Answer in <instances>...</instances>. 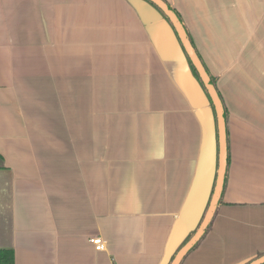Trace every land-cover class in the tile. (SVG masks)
I'll return each mask as SVG.
<instances>
[{
	"label": "crops",
	"instance_id": "0c3cea01",
	"mask_svg": "<svg viewBox=\"0 0 264 264\" xmlns=\"http://www.w3.org/2000/svg\"><path fill=\"white\" fill-rule=\"evenodd\" d=\"M164 1L228 113L221 204L181 264H245L264 254V0ZM217 152L211 102L142 0H0V249L14 264H168L203 217Z\"/></svg>",
	"mask_w": 264,
	"mask_h": 264
},
{
	"label": "water",
	"instance_id": "95a60500",
	"mask_svg": "<svg viewBox=\"0 0 264 264\" xmlns=\"http://www.w3.org/2000/svg\"><path fill=\"white\" fill-rule=\"evenodd\" d=\"M147 4L161 19H164L173 29L176 38L186 56L187 60L195 69L206 93L214 109L217 130V168L214 186L210 195L208 205L205 209L203 217L193 232L191 238L181 246L173 255L168 264H181L189 252L194 249L198 242L205 235L207 228L211 225L216 210L219 205V200L222 195L226 171H227V156H228V143L226 122L224 119V108L222 100L216 90V87L210 83V76L206 71L196 49L192 45L187 32L168 4L164 0H142ZM248 264H264V254L253 259Z\"/></svg>",
	"mask_w": 264,
	"mask_h": 264
},
{
	"label": "trees",
	"instance_id": "16d2710c",
	"mask_svg": "<svg viewBox=\"0 0 264 264\" xmlns=\"http://www.w3.org/2000/svg\"><path fill=\"white\" fill-rule=\"evenodd\" d=\"M168 7L172 10V11H174V13L177 15V17L179 18V20L181 21V23L183 24V22H182V20H181V18H180V16H179V14L177 13V11L174 9V8H172L171 6H169L168 5ZM183 26H184V24H183ZM184 28H185V26H184ZM186 30V29H185ZM186 32H187V30H186ZM187 35H188V37H189V39H190V41H191V43H192V40H191V38H190V36H189V34H188V32H187ZM192 45H193V43H192ZM189 62V61H188ZM189 64H190V67H191V70H192V73H193V75L196 77V79L198 80V82L200 83V85L202 86V88H203V90H204V92L206 93V91H205V89H204V87H203V85H202V83H201V81H200V79H199V77H198V75H197V73H196V71H195V69L193 68V66L191 65V63L189 62ZM207 71V70H206ZM208 72V71H207ZM209 74V73H208ZM209 76H210V74H209ZM210 83L212 84V85H214L215 86V79L212 77V76H210ZM206 95H207V93H206ZM219 97H220V95H219ZM220 99H221V97H220ZM222 100V99H221ZM223 103V102H222ZM223 108H224V119H225V122H226V126H227V119H228V113H227V111H226V108H225V106H224V104H223ZM212 109H213V107H212ZM213 111H214V109H213ZM226 131H227V142H228V129H227V127H226ZM1 155H0V161H1ZM229 165V148H228V156H227V166ZM0 168H1V166H0ZM227 175V174H226ZM225 183H226V176H225V181H224V186H223V190H224V188H225ZM221 204V198H220V200H219V205ZM218 205V206H219ZM216 213H217V210H216ZM216 213H215V215H216ZM215 217V216H214ZM212 224V223H211ZM210 226L211 225H209V227L207 228V230H206V233H205V235L207 234V232L209 231V229H210ZM193 235V232L191 233V234H189L188 235V237L184 240V242L182 243V245L181 246H183L190 238H191V236ZM205 235L202 237V239L198 242V244L194 247V249L200 244V242L204 239V237H205ZM194 249H192L191 251H193ZM190 251V252H191ZM189 252V253H190ZM262 254H259V255H257L255 258H257V257H259V256H261ZM173 258V257H172ZM172 258L170 259V261L172 260ZM254 259V258H253ZM252 259V260H253ZM252 260H250V261H252ZM250 261H248V262H246L245 264H248ZM0 264H14V252H13V250L12 249H0Z\"/></svg>",
	"mask_w": 264,
	"mask_h": 264
},
{
	"label": "rangeland",
	"instance_id": "374dc122",
	"mask_svg": "<svg viewBox=\"0 0 264 264\" xmlns=\"http://www.w3.org/2000/svg\"><path fill=\"white\" fill-rule=\"evenodd\" d=\"M106 114V113H105ZM96 115L97 116H100L101 118H103V112H101V113H96ZM106 119V118H105ZM106 122V121H105ZM83 130L84 129H80V134H83ZM86 130V129H85ZM89 130L91 131V134H93V135H95L97 138L98 137H104L105 139H106V127H94V128H89ZM99 141H103V140H101V139H99ZM97 146H101V148H102V145L100 144V145H96V147ZM104 146V145H103ZM101 148H99V149H96V152H98ZM102 150V149H101ZM104 151H105V153H104V155L103 156H101V155H97V159H99L100 158V156L101 157H105L106 158V145H105V149H104ZM99 156V157H98ZM97 164V163H96Z\"/></svg>",
	"mask_w": 264,
	"mask_h": 264
},
{
	"label": "built area",
	"instance_id": "2783aa9c",
	"mask_svg": "<svg viewBox=\"0 0 264 264\" xmlns=\"http://www.w3.org/2000/svg\"><path fill=\"white\" fill-rule=\"evenodd\" d=\"M89 241L94 246L96 251H103L105 249V241L101 237H91Z\"/></svg>",
	"mask_w": 264,
	"mask_h": 264
}]
</instances>
